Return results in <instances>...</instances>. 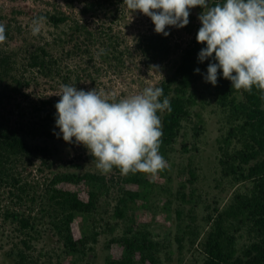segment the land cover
<instances>
[{
  "label": "rangeland",
  "instance_id": "rangeland-1",
  "mask_svg": "<svg viewBox=\"0 0 264 264\" xmlns=\"http://www.w3.org/2000/svg\"><path fill=\"white\" fill-rule=\"evenodd\" d=\"M83 1L0 0V23L6 26L7 37L5 42L0 43V55L7 56L6 58L11 62V76L22 80L24 82L22 91L30 94L27 100L19 95L16 99L12 97L4 99V107L10 112L13 125L21 120L26 121V117L33 118L30 100L38 101L48 98L53 101L59 100L60 96L56 94L60 92L62 85H75L77 89L85 91L95 88L105 97L109 99L114 97L119 100L140 93L146 87H158L171 70L173 61L165 64L149 62L146 57L141 56L138 49L141 36L146 32L155 31V25L151 23L148 16L139 10L128 9L123 0H115L117 2L115 5L111 7L106 5L105 7L109 9H101L97 11L98 14L93 13L94 16H82L80 12ZM189 11L188 24H198L200 22L198 16L203 11L197 6ZM46 12L65 14L68 20L55 25L46 18L40 33L33 35L32 20L40 16L45 17ZM79 19L87 21L89 27L93 29L102 28L108 34L115 36L124 63L102 57L103 45L99 39L87 47L90 48L88 53L82 51L74 56H67L65 50L71 48L67 44V39L72 32L74 20ZM186 26L182 28L167 26L165 30L169 32L173 40H178L184 47L192 38ZM170 31L173 35H170ZM63 40L67 41L63 42ZM41 46L58 59L60 58L59 73L46 76L28 65L29 52ZM83 47L85 48L84 44ZM4 89L6 93L10 91ZM210 89L209 83L201 77L197 82V94L201 95H199L198 104L193 108L194 112H201L204 118L200 128L193 129L197 120L195 115L184 122L170 154L163 156L168 167L155 176L146 177L145 175L154 185L149 186V189L143 187L148 195V203L136 211L137 221L134 219V222L127 223L119 221L115 231L112 232L113 235L120 234L132 223L150 230L153 240L164 244L160 253L157 254L156 264H197L200 262L205 256L201 243L209 230L208 214L216 215L214 210H221L225 207L236 191L243 192L252 186L250 180L238 181L223 176L219 161L221 157L219 146L222 143L220 140L227 135L230 124L228 111L217 105ZM237 98L241 100L242 95L237 93ZM22 108H25L23 116L20 114L21 110H24ZM32 139L41 144L47 143L57 153L53 155V158L57 157V161L52 165L47 162L43 166V171L37 169L40 163L39 158H36L33 163L26 160L17 169L21 182L38 184L39 193L44 185L49 183L53 174L58 171L102 173L96 166V158L88 157L89 150L83 144L75 142L69 145L61 140L41 136ZM184 144L188 150L184 148ZM241 145L240 138L232 139L229 151L233 152ZM49 160L52 161V157ZM76 164L80 167H76ZM116 174V171L112 169L105 175L108 178L111 176L116 178ZM8 185L7 183L0 184V264H21L22 254L27 255L29 260L31 258L38 260L37 263L27 262L28 264H72V261H76L77 264H85L87 261L92 264H105L106 256L121 258L122 246L111 243L110 248H106L107 241L112 235L109 232L108 234L101 233L97 242L90 243L94 249L87 255L83 257L69 255L59 258L63 255L61 245L55 242V236H51L53 241L49 238L51 234L49 235V230L46 229L49 226V217L41 215L36 209L31 211L29 208L32 204L29 201L18 203L16 197L9 193ZM180 185H182L181 190L186 193L184 199L181 194H177ZM58 186L67 190H78L81 198H87L88 187L84 183L77 185L64 181ZM125 186L132 190L140 188L136 184ZM169 191H172L174 195L169 196ZM169 197L172 198L173 203H170L172 207H167V202L165 203L166 198ZM104 199V197L100 198V207L104 204ZM7 210L17 211L24 215L31 214L32 221L36 223L39 230L44 231V235L40 239L30 241L31 247L26 248L22 239H26V234L33 235L34 232L33 230L27 233L21 231L17 220L14 221L12 217L5 218L4 212ZM177 210L181 212L180 216L177 215ZM82 223L84 225L80 216H77L72 223L75 238L81 236L82 229H92L87 224L82 226ZM235 234L239 248L249 243L250 237L246 231H237ZM136 259L139 262L136 264H154L148 260L140 263L139 255Z\"/></svg>",
  "mask_w": 264,
  "mask_h": 264
},
{
  "label": "trees",
  "instance_id": "trees-1",
  "mask_svg": "<svg viewBox=\"0 0 264 264\" xmlns=\"http://www.w3.org/2000/svg\"><path fill=\"white\" fill-rule=\"evenodd\" d=\"M223 2L225 0H209V5L214 6ZM82 3L81 15L94 16L93 13L98 14L97 11L107 8L106 5L111 7L117 2L115 0H84ZM197 7L204 10L201 6ZM44 15L55 25L68 20V16L62 13L46 12ZM150 21L154 25L151 18ZM74 22L68 41L63 40V42L67 41L71 47L65 50L67 56H74L82 51L88 53L90 48L87 47L99 39L103 45L102 57L124 63L115 36L108 34L102 28L98 30L89 27L87 21L79 19ZM201 26V22L194 25L187 24L186 29L192 34V38L184 47L182 43L173 40L169 35L164 36L155 31L143 34L138 44L141 56L146 57L149 62L165 64L173 61L171 70L158 86L163 88L164 96L169 98L172 108L171 112L165 110L157 113L163 125L159 152L164 157L168 156L173 149L172 145L177 141L185 121L195 115L197 120L193 129L198 130L204 120L201 112L193 111L201 95L197 94V82L203 77L202 73L206 74L207 65L211 59L204 62L198 60L199 51L206 46L204 43L197 42L196 39ZM170 35H173L171 31ZM6 57L0 55V184H9L8 191L16 197L18 203L29 201L32 204L29 208L31 211L36 209L41 215L49 217V226L46 229L49 230V235L51 234L49 238L52 240L55 236V242L61 245L63 255L59 258L69 255L83 257L94 249L90 243L97 242L101 233L111 234L119 221L124 223L137 221L136 211L148 203V195L143 187L149 189V186L154 183L146 178L150 174L137 172L124 176L117 167H113L117 173L116 178L112 176L108 178L105 174L91 171L82 173L70 170L58 171L53 174L40 193L38 184L21 182L17 169L24 161L33 163L36 158H39L40 163L37 167L39 171H43V166L47 162L52 165L57 161V157L53 158L54 153L57 154L56 151L47 143L41 144L32 138L41 136L57 139L69 145L75 144V138L72 143H68L63 140L62 134L59 138L54 134V132L59 133V128L55 124V104L59 101L58 99L30 100L33 118L26 117V121L21 120L13 125L10 112L4 107V99H10V97L16 99L19 95L27 100L30 94L22 91L24 87L22 80L11 76V62ZM59 62L60 58L55 57L43 46L29 52L28 65L43 75L53 76L54 73H59ZM196 68H200L201 73H195ZM209 85L210 93L214 95L217 105L228 111L230 127L227 135L220 140L222 143L219 146L221 151L219 161L223 176L238 181L250 180L252 186L243 192L236 191L225 207L214 210L216 215L208 214L209 230L201 243L205 256L197 264H264V99L255 87L251 93L232 88V82L223 78L222 70H218V83L215 86L211 83ZM3 87L10 91L6 93ZM237 93L242 95L241 100H238ZM163 98V96L160 98L161 101ZM18 106H20L19 103ZM22 109L24 110H21V116L25 113V108ZM237 138H240L242 145L230 152L229 145L232 139ZM186 147L184 144L185 149ZM51 157L52 161L49 160ZM88 157L95 159L91 154ZM71 162L74 163L72 160ZM75 166L80 167L79 164ZM64 181L77 185L86 184L87 198H81L78 190L59 187L58 185ZM127 184H136L140 188L132 190L126 188ZM182 185L177 189V194H181L184 199L186 193L181 190ZM164 191L167 192V190ZM171 195L174 193L169 191V196ZM101 197L105 198L102 207L99 202ZM166 202L167 207H172L170 205L173 203L172 198H166ZM4 213L5 218L12 217L14 221L17 220L21 231L27 233L33 230V235L26 234V239H22L26 248L31 247L30 241L40 239L44 235V231L39 230L36 223L32 221L31 214L24 215L8 210ZM180 214L181 212L177 210V215L180 216ZM77 216L81 217L84 225L87 224L89 228H92L82 229L79 238H75L72 231V223ZM84 225L82 223V226ZM241 230L246 231L250 241L239 248L235 232ZM152 235L147 228L133 223L120 234L112 233L106 248L109 249L111 243H117L122 246V255L119 259L111 255L106 256L105 264H136L139 263L136 259L137 255H139L140 263L148 260L156 264L157 254L160 253L164 244L154 241ZM28 260L27 255H21V264L38 262L32 258ZM72 264L77 262L72 261ZM85 264L92 263L87 261Z\"/></svg>",
  "mask_w": 264,
  "mask_h": 264
},
{
  "label": "clouds",
  "instance_id": "clouds-1",
  "mask_svg": "<svg viewBox=\"0 0 264 264\" xmlns=\"http://www.w3.org/2000/svg\"><path fill=\"white\" fill-rule=\"evenodd\" d=\"M127 8L151 18L155 32L169 35L167 26L182 28L189 23L190 9L201 6V27L197 42L206 46L198 60H209L205 82L215 86L218 70L232 82V88L252 92L264 99V0H225L214 6L209 0H123ZM46 17L32 20L31 31L38 35ZM6 26L0 23V43L5 42ZM201 73L200 68L194 69ZM56 95V127L65 142L73 138L97 160L102 173L119 168L121 175L137 172L157 175L168 167L160 154L162 120L158 112L172 111L163 88L149 86L142 92L119 100L109 99L94 89L62 85ZM164 97L161 101V97Z\"/></svg>",
  "mask_w": 264,
  "mask_h": 264
}]
</instances>
